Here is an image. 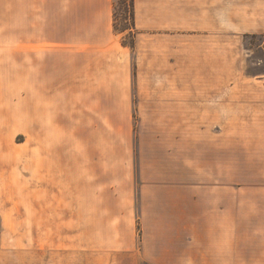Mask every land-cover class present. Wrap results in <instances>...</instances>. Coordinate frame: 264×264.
I'll return each mask as SVG.
<instances>
[{"label":"rangeland","instance_id":"374dc122","mask_svg":"<svg viewBox=\"0 0 264 264\" xmlns=\"http://www.w3.org/2000/svg\"><path fill=\"white\" fill-rule=\"evenodd\" d=\"M11 1L0 0V165L10 158L24 162L33 147L31 93L16 85ZM124 2L114 0L121 29L128 26ZM235 36L233 86L264 81V36ZM121 39L131 43L133 37ZM103 95L102 108H86L78 94L69 93L66 107L52 109L50 118L55 152H73V180L80 175L77 159L87 161L88 181L119 182L113 194L103 190L109 204L119 199L113 203L119 213L118 236L113 230L118 248H103L108 240H101L102 233L112 231L101 225L98 234L89 230L87 250L81 249L77 186L71 194L72 247L66 249L62 237L32 234L30 207L20 205L23 196L9 204L0 201V264H264V125L254 123L264 110L247 100L237 110L233 101L231 117H243L244 124H223L219 101L201 99L194 110L186 101L183 108L146 103L134 77L128 96ZM193 115L199 126L192 124ZM240 128L246 131L242 137ZM10 152L17 155L7 156ZM25 164L31 167L26 159ZM12 166L4 167L0 181L29 191L31 169ZM48 241L55 246L38 247Z\"/></svg>","mask_w":264,"mask_h":264},{"label":"crops","instance_id":"0c3cea01","mask_svg":"<svg viewBox=\"0 0 264 264\" xmlns=\"http://www.w3.org/2000/svg\"><path fill=\"white\" fill-rule=\"evenodd\" d=\"M11 2L16 29V85L22 92L31 93L33 147L24 155V162L14 164L16 160L10 158L6 165H0V172L4 167L10 170L11 164L20 172L30 168L32 177L29 191L8 180L0 181V201L6 199L9 204L23 196L20 205L30 207L32 234L62 237L64 249L72 247L71 194L72 187L77 186L81 249L87 250L89 230L98 234L101 225L109 227L108 233L112 231L102 233L101 240H108L103 248L119 245L113 233L116 229L118 236L119 213L113 203L119 199L112 198L109 204L103 191L105 186L113 194L119 182L104 185L103 179L88 181L83 168L87 161L82 164L77 159L80 175L73 180V152H55L50 111L65 108L62 104L69 93L78 94L85 103L81 107L102 108L106 92L128 96L134 77L139 97L146 103L183 108L186 101L194 110L200 107L201 99L219 101L218 117L223 124L228 120L229 124H244L243 117H231L233 101H237V110L244 108L245 100L264 110L263 79L254 84H232L233 43L238 42L233 34L264 36V0H237L234 4L233 0H136L138 35L133 49L123 45L122 36L115 32L114 0ZM256 118V125H264V117ZM200 121L193 115V125L199 126ZM245 133L238 130L241 137ZM22 210L18 208L17 213ZM54 246L49 241L46 246L38 245L47 249Z\"/></svg>","mask_w":264,"mask_h":264},{"label":"trees","instance_id":"16d2710c","mask_svg":"<svg viewBox=\"0 0 264 264\" xmlns=\"http://www.w3.org/2000/svg\"><path fill=\"white\" fill-rule=\"evenodd\" d=\"M124 6H125V14H126L125 23H127L128 26L125 27L124 29L119 28L118 12L116 10V4H114V8H115L114 28H115V32L118 35H121L122 37L127 34L133 37L131 43H127L123 40V45L133 49L135 47L136 37L138 35L136 30V0H125Z\"/></svg>","mask_w":264,"mask_h":264}]
</instances>
